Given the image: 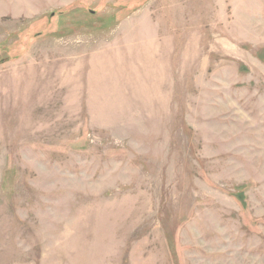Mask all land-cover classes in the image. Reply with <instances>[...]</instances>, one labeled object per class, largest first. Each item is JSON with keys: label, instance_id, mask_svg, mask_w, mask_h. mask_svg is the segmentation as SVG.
<instances>
[{"label": "rangeland", "instance_id": "374dc122", "mask_svg": "<svg viewBox=\"0 0 264 264\" xmlns=\"http://www.w3.org/2000/svg\"><path fill=\"white\" fill-rule=\"evenodd\" d=\"M0 264H264V0H0Z\"/></svg>", "mask_w": 264, "mask_h": 264}, {"label": "crops", "instance_id": "0c3cea01", "mask_svg": "<svg viewBox=\"0 0 264 264\" xmlns=\"http://www.w3.org/2000/svg\"><path fill=\"white\" fill-rule=\"evenodd\" d=\"M160 43H161V40L159 41ZM155 51V50H154ZM154 51H153V54H154V57H155V53H154ZM150 56H151V54H149Z\"/></svg>", "mask_w": 264, "mask_h": 264}]
</instances>
